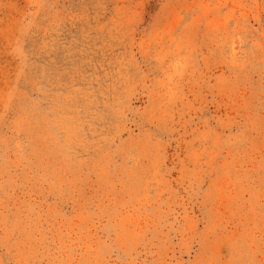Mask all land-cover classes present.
<instances>
[{"label":"rangeland","instance_id":"374dc122","mask_svg":"<svg viewBox=\"0 0 264 264\" xmlns=\"http://www.w3.org/2000/svg\"><path fill=\"white\" fill-rule=\"evenodd\" d=\"M0 264H264V0H0Z\"/></svg>","mask_w":264,"mask_h":264}]
</instances>
